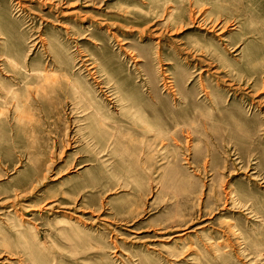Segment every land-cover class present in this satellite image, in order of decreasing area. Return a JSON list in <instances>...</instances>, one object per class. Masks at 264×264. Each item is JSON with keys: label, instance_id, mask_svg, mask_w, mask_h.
Instances as JSON below:
<instances>
[{"label": "rangeland", "instance_id": "rangeland-1", "mask_svg": "<svg viewBox=\"0 0 264 264\" xmlns=\"http://www.w3.org/2000/svg\"><path fill=\"white\" fill-rule=\"evenodd\" d=\"M0 264H264V0H0Z\"/></svg>", "mask_w": 264, "mask_h": 264}]
</instances>
